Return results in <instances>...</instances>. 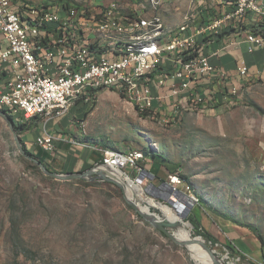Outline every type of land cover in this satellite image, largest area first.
Segmentation results:
<instances>
[{
  "label": "rangeland",
  "instance_id": "374dc122",
  "mask_svg": "<svg viewBox=\"0 0 264 264\" xmlns=\"http://www.w3.org/2000/svg\"><path fill=\"white\" fill-rule=\"evenodd\" d=\"M32 1L36 5L48 0ZM100 1L112 0L84 4ZM201 1L195 0L192 7ZM145 7L142 15L147 17L151 10ZM189 7V0H169L160 6V14L168 27L176 28ZM81 104L78 120L72 117L80 137L69 129L63 134L79 147L126 155L141 152L143 172L130 167L123 171L130 176L129 183L142 186L145 199L166 204L170 176L179 174L183 182L177 190L190 203H182L189 209L183 220L190 224L193 237L207 241L195 233L189 216L198 218L202 231L211 224L221 228L223 245L228 238L238 241L224 228L230 223L249 232L246 226H255L264 237V78L246 86L235 101L197 112L173 109L172 116L159 109L143 117L111 90ZM74 109L79 113L81 108ZM152 153L163 164L156 174ZM49 164L56 170L60 166L59 161ZM224 247L213 248L227 256L226 262L257 264ZM0 264L193 263L183 247L141 219L114 184L46 176L19 154L0 118Z\"/></svg>",
  "mask_w": 264,
  "mask_h": 264
},
{
  "label": "built area",
  "instance_id": "2783aa9c",
  "mask_svg": "<svg viewBox=\"0 0 264 264\" xmlns=\"http://www.w3.org/2000/svg\"><path fill=\"white\" fill-rule=\"evenodd\" d=\"M167 2L169 0H157V6L164 7ZM97 3L103 8V16H110V27L97 29L99 17L91 10L86 21L76 20L78 26L86 27L85 41L54 45V42H43L42 32H51V25L61 20L57 5L66 4L69 19L75 20V12L84 0H48L36 5L27 0H0V108L17 122L26 124L36 118L47 122L66 115L77 104L90 103L89 92L109 82H117V88L125 90L126 99L140 102V107L160 108L170 116L174 101L191 99V93H200L196 104L201 105V109L217 108L218 104L235 101L240 92L234 89L233 75L214 65L212 57L224 47L239 44L242 38L249 44L250 52L264 45V0L231 1V8H221L218 0H203L200 9L194 11L192 21H196V28L193 32L172 39L169 45L146 53H120V58L103 54L97 60H90L82 49V42L94 43L103 31L132 30L160 18L153 13L151 17H144L142 8L131 5V0ZM251 5L260 6V13H251ZM15 8H22L24 16L34 23H44V30H26L18 24ZM115 18H122L121 27L113 26ZM67 29V22H64V29H60L57 37ZM32 37H39V48L35 49L37 62H29L24 56V47ZM217 43L222 48L212 49ZM42 56L52 57L49 78L35 73V63H41ZM62 70H71V77H62ZM237 72L239 76H248L250 70L245 61L239 62ZM203 93H210V100H203ZM57 139L45 132L36 137L35 144L51 154L56 149ZM64 141L79 147L69 139ZM95 151L101 154V163L112 170L123 171L130 167L133 172H143L142 156L113 158L100 150ZM182 182L178 176H170V194L175 202L186 208L182 203L189 202L177 190ZM209 243L213 247L221 246Z\"/></svg>",
  "mask_w": 264,
  "mask_h": 264
},
{
  "label": "bare ground",
  "instance_id": "6f19581e",
  "mask_svg": "<svg viewBox=\"0 0 264 264\" xmlns=\"http://www.w3.org/2000/svg\"><path fill=\"white\" fill-rule=\"evenodd\" d=\"M223 4V8H231V1L236 0H219ZM112 2V1H111ZM190 7L188 12L183 17V22L176 28L168 27L160 14V6H157V0H131V5H138V8H142V14L145 13L148 6L151 12L148 14L151 17L154 15H160L159 19L148 22V25L142 27H135L132 30H109L101 32L95 38V42H82V49L88 54L90 60H97L99 57H103V54L112 58H120V53L123 54H135L146 53L152 51L154 48L165 47L170 44L172 39L180 38L187 33L193 32L196 28V21H192L194 18V11L199 10L200 6H193L195 0H189ZM92 10L97 20V29H104L111 26L110 16H103V8L100 7V3L83 4L75 12V20L69 19V13H66V4L57 5V15H61V20H56V25H51V32H42L43 42H54V45H69L73 41H85L86 27L78 26L77 21H86L89 18V12ZM251 13H260V6L251 5ZM15 19L18 24L23 25L26 30H44V23H34L30 17L24 16L22 8H15ZM77 20V21H76ZM64 22H67V31L60 35V29H64ZM114 27L122 26V18L113 19ZM39 48V37H32L29 40V45L24 47V56L29 62H37V52L35 49ZM52 65L51 56H42L41 63H35V73H41L42 78H49V66ZM62 77H71V70H62ZM234 89H236L234 87ZM102 90H111L117 92L123 99L131 103L139 112L146 114V116H152L154 111L157 112L160 108H154L153 106H141L140 102L133 99H126V92L123 89L117 88V82H109L106 85H100L94 88V92H89V101H93L94 97ZM196 100H200V93H191V99H176L173 103V109L183 108L185 110L196 111L201 109V105L196 104ZM203 100H210V93H203ZM161 110V109H160ZM179 111V110H177ZM155 112V113H156ZM182 112V111H181ZM197 112V111H196ZM10 115L9 112H6ZM24 124L23 122H19ZM100 150L104 154H109V157L113 158H131L132 156H142L141 152H131L129 154H121L117 151ZM117 152V153H116ZM116 177L124 182L126 185V192L129 198L133 196L138 199L146 201L149 205L155 206L160 212H163L165 216L174 221L180 222L176 233L183 240H190L193 238L190 231V224L186 223L182 215L175 212L166 204L157 202L151 198L145 199L142 197L144 189L136 182L133 184L127 181V177L122 170L113 168ZM180 179L179 174H175ZM147 210V208H146ZM176 213L175 216L174 214ZM198 256L205 260L209 258L208 254L200 248L198 244L191 245L190 247ZM194 260L199 261L194 257Z\"/></svg>",
  "mask_w": 264,
  "mask_h": 264
},
{
  "label": "crops",
  "instance_id": "0c3cea01",
  "mask_svg": "<svg viewBox=\"0 0 264 264\" xmlns=\"http://www.w3.org/2000/svg\"><path fill=\"white\" fill-rule=\"evenodd\" d=\"M27 1L28 3H34L32 0ZM248 47L249 44L244 38L240 40L239 44L229 45L222 48V45L217 43L212 47V49L222 48L217 56L212 57V63L216 66L222 67L228 73L233 75L234 87L239 89L240 93L246 86H251L252 83L264 78V45L260 48H257L253 52L248 51ZM242 60L245 61L250 70V73L247 77L239 76L237 72L238 64ZM81 105V103L77 104L68 114L61 117H57L43 123L35 122L36 124H34L31 130L26 131L22 136L28 148L33 147L36 137L42 133L48 132L57 137L58 139L55 142L56 149L54 152L49 154V156L50 158L54 159L55 162L59 161L60 166L58 170L61 172L86 170L95 165L98 159L102 157L99 152L95 151L96 147H94V149L90 147H78L73 146L67 141H64L68 139L69 136L67 138V135H64L63 131H67L68 129L72 131L73 135L80 137L79 135L81 132L77 127L76 122L73 121L72 117H76L78 120V116H80L83 110ZM76 107L81 108L79 109V113L74 111V108ZM60 137L61 140L59 139ZM81 139L82 137L77 140L81 141ZM49 162H51V159ZM224 228L227 229L226 231L232 233L236 239H238V241H234L228 238L226 244L230 243L237 250H239L243 256L250 257L257 264H264L262 263L261 245L253 233L249 232L245 228H243L244 230L240 229L238 225L233 223L227 224V226ZM205 230L217 238L218 243L222 248L225 246V244L223 245L220 242V239H223V236L220 232L221 228L216 229L214 225L211 224L207 225ZM224 236L227 237L226 232H224ZM218 253L221 254L219 251Z\"/></svg>",
  "mask_w": 264,
  "mask_h": 264
},
{
  "label": "water",
  "instance_id": "95a60500",
  "mask_svg": "<svg viewBox=\"0 0 264 264\" xmlns=\"http://www.w3.org/2000/svg\"><path fill=\"white\" fill-rule=\"evenodd\" d=\"M0 118L4 120L12 134L13 141L19 152V154L30 161L32 164L37 166L46 176L51 177L59 181H73V180H86V181H105L117 186L121 191L125 192V200L130 205V207L150 226L156 230L165 234L170 240L175 244L183 247L187 252L190 260L193 264H233L231 262H226L227 256H221L207 241H205L201 236H194L190 240L181 239L177 233L174 231L180 226V222L174 221L169 217L162 214L159 209L155 206L149 205L146 201L138 199V197L133 196L129 198L127 195L126 185L121 182L115 175V172L105 165L104 163H96L90 168L81 172H56L50 170L44 163L39 159L34 157L32 154L28 153L24 148L22 137L18 134L13 120L9 115L0 108ZM141 177V176H140ZM139 180V179H138ZM177 194V193H176ZM166 205L172 208L175 212L182 215V218L187 216L189 211L188 208H184L179 205L171 198V194L166 195ZM190 205V203H188ZM147 208V210H146ZM198 244L202 250H204L209 258L204 259L198 256L190 247L191 245ZM194 257L199 261L198 263L194 260Z\"/></svg>",
  "mask_w": 264,
  "mask_h": 264
},
{
  "label": "trees",
  "instance_id": "16d2710c",
  "mask_svg": "<svg viewBox=\"0 0 264 264\" xmlns=\"http://www.w3.org/2000/svg\"><path fill=\"white\" fill-rule=\"evenodd\" d=\"M5 111V110H4ZM9 115V114H8ZM143 117H146V114H140ZM9 117L13 120L15 128L18 132V134L22 137L23 134L26 131L31 130V128L33 127V125L35 124L34 122H32V120H30L28 123L26 124H22L19 123L15 120V118L11 115H9ZM32 122V123H31ZM22 142L24 145V148L26 149V151L30 154H32L34 157H36L37 159H39L42 163H44L50 170L52 171H56V172H60L59 170H56L54 168H52L50 166V162L49 160L51 159V162H54V159L50 158L49 154L44 152L42 149H40L36 144L33 145L32 148H28L26 142L24 141L23 137H22ZM152 158L154 159V166H153V174H156V172H158L159 170H161V167L163 166V164L161 162H159L157 159V157L159 155L152 153L151 154ZM162 158V157H160ZM164 159V158H162ZM102 162V157H100L97 161V163H101ZM37 167V166H36ZM75 172H81V171H75ZM139 216V215H138ZM140 217V216H139ZM141 218V217H140ZM142 219V218H141ZM189 220L195 225L196 228V234L198 235H202L204 236L208 242H211L212 244L218 243V240L215 236L209 234L206 230L202 231V229H199L198 227V218L196 216H189ZM247 228H249V230L257 237L260 245H261V255H262V263H264V237L261 234V232L258 230L257 227L255 226H251V225H247ZM158 231V230H157ZM160 234H162L163 236H165L164 233L158 231ZM225 248L230 249L233 253L235 254H240L239 250H237L233 245H231L230 243L225 244Z\"/></svg>",
  "mask_w": 264,
  "mask_h": 264
}]
</instances>
